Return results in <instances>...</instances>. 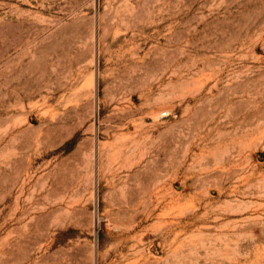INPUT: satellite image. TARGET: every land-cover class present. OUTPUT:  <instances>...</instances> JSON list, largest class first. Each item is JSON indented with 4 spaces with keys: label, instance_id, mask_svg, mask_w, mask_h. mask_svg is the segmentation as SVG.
<instances>
[{
    "label": "rangeland",
    "instance_id": "obj_1",
    "mask_svg": "<svg viewBox=\"0 0 264 264\" xmlns=\"http://www.w3.org/2000/svg\"><path fill=\"white\" fill-rule=\"evenodd\" d=\"M0 264H264V0H0Z\"/></svg>",
    "mask_w": 264,
    "mask_h": 264
},
{
    "label": "water",
    "instance_id": "obj_2",
    "mask_svg": "<svg viewBox=\"0 0 264 264\" xmlns=\"http://www.w3.org/2000/svg\"><path fill=\"white\" fill-rule=\"evenodd\" d=\"M96 231H98V227H97V224H96Z\"/></svg>",
    "mask_w": 264,
    "mask_h": 264
}]
</instances>
